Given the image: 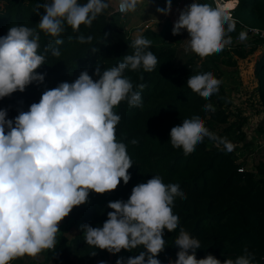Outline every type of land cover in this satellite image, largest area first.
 I'll return each mask as SVG.
<instances>
[{
	"label": "clouds",
	"instance_id": "clouds-1",
	"mask_svg": "<svg viewBox=\"0 0 264 264\" xmlns=\"http://www.w3.org/2000/svg\"><path fill=\"white\" fill-rule=\"evenodd\" d=\"M143 2L118 0V11L122 15L134 13ZM108 8L107 0H46L37 6V27L11 26L7 35L0 37V99L24 92L33 82L43 83L45 74L36 70L46 64L49 53L61 56L59 46L64 43L61 36L66 28L79 32L81 25L91 27ZM171 9L172 0H166V7L156 11L167 16ZM182 30L189 34L188 49L205 58L231 45L235 22L227 10L194 0L180 11L172 34L179 35ZM41 32L52 38L42 51ZM92 39L80 34L77 42L85 44ZM238 39L245 41L247 33L241 31ZM151 45L150 39L137 34L129 45L132 54L117 66L102 73L101 66H96L97 80L84 70L74 82H61L45 90L38 103H32L28 111H19L14 120L6 119L7 110L0 109V264L53 250L59 223L74 207L88 203L90 192H111L121 180L128 184L133 161L127 145L117 138L121 117L114 109L125 101L130 107H142L146 85L141 83L139 90L134 89L125 72L156 69L158 59L148 50ZM221 84L211 72L191 75L187 81V87L205 100L217 94ZM203 108L215 112L211 103ZM205 138L224 144L229 152L233 148L212 133L200 116L185 118L170 131L171 146L182 149L185 156ZM130 143L135 145L138 140ZM176 198H187L180 185L165 184L161 176L154 175L134 186L126 202H109L113 211L108 212L102 227L80 225L84 241L113 254L138 246L146 249L134 258L121 257L116 264H161L156 257L165 248L164 230L176 231L180 223L173 212ZM174 244L179 251L169 264H221L211 254L197 259L201 242L182 227ZM254 260L245 246L243 254L223 264H253Z\"/></svg>",
	"mask_w": 264,
	"mask_h": 264
},
{
	"label": "trees",
	"instance_id": "trees-1",
	"mask_svg": "<svg viewBox=\"0 0 264 264\" xmlns=\"http://www.w3.org/2000/svg\"><path fill=\"white\" fill-rule=\"evenodd\" d=\"M153 1L166 4V0ZM178 1L181 0H172V5ZM211 1L197 0L212 5ZM44 2L46 0H0V37L7 35L11 26L37 27L40 16L36 9ZM79 2L86 3L87 0ZM233 3L236 1L224 0L218 5L224 8L229 5L225 8L229 10ZM112 10L109 5L91 27L81 25L79 32L66 28L61 36L64 43L59 46L61 56L56 58L49 53L46 64L36 70L45 74L44 82H33L24 92L17 91L0 99V109L7 110L6 119L14 120L19 111H28L32 103L39 102L45 90L53 89L61 82H74L84 70L97 80L99 77L94 72L98 64L102 73L132 54L129 45L135 37L127 29V15ZM40 14H43L42 8ZM230 15L235 22V31L230 33L231 45L205 58L188 49L186 30L179 35L172 34L173 26L169 21H165L160 32L150 29V25L143 26L142 35L152 41L148 50L156 55L157 67L152 72H145L142 68L126 71L125 76L130 78L134 89L139 90L137 86L141 83L146 85L142 91L143 105L130 107L125 101L114 109L121 117L117 138L127 145L133 161L128 170L131 179L127 185L121 180L117 189L111 192H90L88 203L74 207L59 223L55 248L46 250L45 262L116 264L121 257L127 260L146 251L142 246L132 251L122 249L115 254L94 249L84 241L80 225L102 227L108 219V212L113 211L108 207L109 202H126L134 186L159 175L165 184H179L187 197L176 198L174 202L173 212L178 215L180 223L176 231L164 230L165 248L156 257L161 264L177 259L179 248L174 241L180 227L200 240L197 259L211 254L223 264L226 259L234 260L243 254L246 246L255 257L253 264H264V166L245 167L247 157L243 159L241 154L253 149L243 130L246 116L243 112L239 114L241 108L237 104L233 106L222 84L219 92L208 100L187 87L189 77L198 73L211 72L222 80V64L234 65L235 60L247 57L264 45V39L259 37L240 43L235 41L241 31L247 33L245 26L264 28V0H238ZM80 34L91 35L93 39L90 43L80 44L77 42ZM50 39L40 33L41 51ZM93 48L97 51H91ZM255 74L258 85L251 96L254 95L256 101L249 104L257 113V109L261 112L264 107V53L257 61ZM206 103H211L215 112H205L203 106ZM194 116H200L212 133L231 143L232 150L229 152L224 144L208 138L187 156L182 149L173 148L171 129L181 125L183 119ZM134 139L138 140L135 145L130 143ZM94 251L96 254L91 255Z\"/></svg>",
	"mask_w": 264,
	"mask_h": 264
},
{
	"label": "crops",
	"instance_id": "crops-1",
	"mask_svg": "<svg viewBox=\"0 0 264 264\" xmlns=\"http://www.w3.org/2000/svg\"><path fill=\"white\" fill-rule=\"evenodd\" d=\"M183 2L184 1L181 0L179 4L176 3L172 5L171 12L167 16L162 15L158 12L156 14L152 12V10H156L158 7H166V4H164L163 2H159L158 4H152V2H143L141 5L138 6L136 12L127 14V29L131 32L134 37H136L137 34L143 33V26H145L146 24L150 25V29L155 32L161 31L165 21H169L171 25L174 26V22L178 19L180 11L186 7V3L184 5ZM115 3H113V1L111 2V4ZM236 3L230 4V6L235 8ZM228 6L225 8H229ZM221 8L225 9L224 7ZM232 10L233 8L227 11ZM263 53L264 45L258 47L252 54L248 55L247 57L235 60L234 65H221L222 67H225V69L221 67V70L223 72L222 85L226 93L229 95L230 99L235 104L244 108L247 112L254 113L255 117L257 118L259 117V114L255 112V110L253 109V107H251L249 103L254 104V100L256 101V97L254 95L251 96V93H253V91L258 85V79L255 74V68L257 61L261 58ZM237 89H240L241 93H237ZM246 104L249 105V108L246 106ZM45 254L46 250L41 252L36 257L25 256L10 262V264H53L51 261H44Z\"/></svg>",
	"mask_w": 264,
	"mask_h": 264
},
{
	"label": "rangeland",
	"instance_id": "rangeland-1",
	"mask_svg": "<svg viewBox=\"0 0 264 264\" xmlns=\"http://www.w3.org/2000/svg\"><path fill=\"white\" fill-rule=\"evenodd\" d=\"M112 1H113V3L116 2V0H109L108 3L110 5V8L114 9L113 6L115 4H111ZM183 1H184L183 2L184 5L186 3L185 6L190 5L192 2H194V0H183ZM214 1L213 0L211 1L213 7H217L216 5H218L219 2L224 1V0H214ZM236 1L238 3V0H236ZM144 2H152V4H155V3L158 4L159 3L157 1H144ZM237 3L235 5H237ZM232 8H234V7H232ZM232 8H230V9H232ZM181 9H182V7H181ZM152 12L155 14L157 13L156 10H152ZM228 12L230 13L231 11H228ZM126 21H127V18H126ZM259 28H262V27H259ZM222 68L225 69V67H222ZM236 92L241 93V90L237 89ZM234 105H236V104L234 103L233 106ZM237 106H239V105H237ZM246 106L249 108L248 104H246ZM239 107L242 110L241 112H239V114L241 115V113L243 112V114L246 116V122L244 124L243 130L246 133L247 140L252 142L251 147L253 148L251 151L241 154L243 159H245V156L247 157V160H246L247 162L245 163V167L254 169L255 166L259 165V164L264 166V113H263V111L260 112L257 109V114H259V117L257 118V117H255L254 113H249L244 108L242 109L241 106H239Z\"/></svg>",
	"mask_w": 264,
	"mask_h": 264
},
{
	"label": "built area",
	"instance_id": "built-area-1",
	"mask_svg": "<svg viewBox=\"0 0 264 264\" xmlns=\"http://www.w3.org/2000/svg\"><path fill=\"white\" fill-rule=\"evenodd\" d=\"M180 1L177 2V4H179ZM114 9H113V12L115 13H120L118 11V0H116V3L115 5L113 6ZM121 14V13H120ZM148 24L145 25V27H147ZM245 29L247 31V39L251 38V37H259V38H262L264 39V28H258V27H247L245 26ZM187 33V36L189 37V34L188 32L186 31ZM236 42H242L240 41L238 38L235 39ZM263 112H264V107H263Z\"/></svg>",
	"mask_w": 264,
	"mask_h": 264
}]
</instances>
